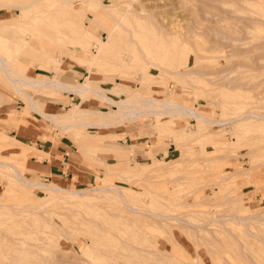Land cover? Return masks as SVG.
Masks as SVG:
<instances>
[{
  "label": "rangeland",
  "instance_id": "374dc122",
  "mask_svg": "<svg viewBox=\"0 0 264 264\" xmlns=\"http://www.w3.org/2000/svg\"><path fill=\"white\" fill-rule=\"evenodd\" d=\"M218 2L133 0L128 5L122 0H0V24L4 18L15 22L0 37V50H3L0 53L14 70L25 76L38 77L35 74L43 72L41 76L56 78L55 72L63 68L64 71L58 73L71 83H77L71 84L73 87L84 84L89 70L90 78L101 85L95 86L99 92L85 94L21 85L37 106L48 113L46 102L60 103L62 108L56 112L62 114L76 103L84 109H91L92 104L94 109L101 110L89 115L85 113L84 119L67 122L66 126L71 122L69 127H60L32 109L27 96L17 91L0 70V91L9 99L6 109L0 110V118H9L11 112L16 119L0 124V131L9 136L0 132V142L16 139L20 124L42 120L55 133L51 138L53 141L72 145L68 158L69 162L78 164L79 176L66 180L47 178L27 167V156L24 167L20 168L15 164L19 162V156L12 154L17 149L10 150L2 145L0 161L17 167L28 181L86 190L98 187L106 180L107 189H116L105 193L91 192L101 198L74 205L65 198L49 199L46 189L25 185L15 178L12 168L0 167V222L3 220L0 233L10 236L11 230L21 226L20 219L24 225L34 223L31 226L45 231L35 236H47L48 242H42L45 264H49L48 258L51 264H95L91 256L77 254V260L87 259L85 263L71 259L73 251H77L76 244L82 250L87 240L93 243L95 250L113 258L106 264H264L261 240L264 238V131L240 130L236 120L244 113L264 115V63L259 61V56L264 60V49L254 44L260 35H264V27L247 26L250 32L245 34L246 30L234 25L237 21L244 24L243 18L259 11L257 4L247 5L254 11L242 6L239 11L235 10L237 14L229 11L235 14L229 17L227 11L233 5ZM21 4L30 6L22 11L18 8ZM227 6L225 13L223 10ZM245 10L246 13L249 11L247 15ZM94 16L99 17L95 24ZM237 17L241 19L235 21ZM115 26L113 45L98 53V40H106L108 30ZM76 28H79L78 32L71 34ZM217 31L241 37L243 44L229 47L230 44L224 43L225 39L221 37L218 41L222 39V43L216 42ZM73 37L83 39L79 47L74 44ZM245 40H249V44L243 42ZM16 42L20 43L19 47L15 46ZM29 45L43 53H36ZM11 47L18 50L15 52ZM70 49L76 50V56L69 55ZM225 50H229L226 57ZM94 54H97L96 60L89 63L80 59L93 58ZM52 57L64 60L59 61L56 68L58 61ZM189 71L193 73H184ZM123 99L138 101L132 106L142 112L133 117L124 113L126 108L120 112L114 101ZM148 99H153L156 104L163 101L177 103L210 122L201 121L181 109H176L180 114L152 106H148V112L143 111L146 107L139 102ZM114 116L117 119L111 120ZM82 121L90 124H76ZM57 123L64 124V121L61 119ZM118 124L127 127L130 138L105 135L113 130L109 127ZM135 127L142 137L139 140L131 133ZM148 137L166 143L163 154H151ZM27 146L36 150L34 144ZM38 153L41 157L48 156L44 152ZM232 173H236L233 178ZM161 194H167L168 200L160 201ZM121 197L138 210L154 205L156 208L152 210L162 215L204 223L202 227L206 232L200 234L191 228L171 227L180 244L177 245L165 227L158 223L160 218L155 214L144 217L149 222L144 223L148 220L143 218V225L129 224L118 210L123 208ZM97 204L99 207L90 208ZM65 208L73 212L70 214ZM24 210L29 212L22 215ZM123 210L127 212L126 208ZM4 215H11L10 219ZM26 215L28 220L24 218ZM233 215L241 216L243 221L258 216L259 221L248 219L245 224ZM17 218L20 225L16 227L12 219L18 223ZM4 219H9V224L4 223ZM165 221L176 223L174 219ZM143 229L146 232L143 233ZM166 251L179 262L173 263L175 261ZM58 256L64 258L61 260ZM37 259L33 258L31 263Z\"/></svg>",
  "mask_w": 264,
  "mask_h": 264
},
{
  "label": "bare ground",
  "instance_id": "6f19581e",
  "mask_svg": "<svg viewBox=\"0 0 264 264\" xmlns=\"http://www.w3.org/2000/svg\"><path fill=\"white\" fill-rule=\"evenodd\" d=\"M127 1H130V0H122V2L123 3H128V5H131L130 3H132V1L133 0H131V2L129 3V2H127ZM217 2H218V0H217ZM219 2H220V0H219ZM218 2V3H219ZM221 2H225V3H229L230 1H228V0H221ZM133 4H134V2H133ZM132 4V5H133ZM230 4L231 5H233V8L231 7V6H229L230 8H231V10H230V8L227 6L223 11L226 13V9L227 8H229V10L227 11V12H231L232 10H233V12L232 13H235V10H240V8L239 7H243V8H249V6H247V5H254V4H257L258 6H259V8H260V10L259 11H257L256 10V13L255 14H248L247 15V13H249V11L246 13V10H245V13H246V19H244L243 17V20H244V24L242 23V22H240L239 21V24L240 23H242L243 25H239L237 22V20H239V18L241 19V17H237L238 19H236L235 21H237V22H234V25L235 26H238L239 28L241 27V29H243L246 33L245 34H248L250 31H249V29H247V26H248V28H251V27H253V26H255V27H264V0H231V2H230ZM19 7L21 8V10L22 11H26L27 9H26V7L25 6H23L22 4L21 5H19ZM128 8H130V6H128ZM250 9V11L251 10H253V8L251 9V8H249ZM226 10V11H225ZM241 11H242V9H241ZM244 11V10H243ZM254 11V10H253ZM229 12V13H230ZM214 13V12H213ZM235 14H237V12L235 13ZM235 14H228L227 16H229V17H232V16H234ZM214 15H216V17L218 16V14H214ZM222 15V14H221ZM231 15V16H230ZM241 16H243V15H241ZM220 17V16H219ZM218 17V18H219ZM223 17H224V15H223ZM226 17V16H225ZM220 20V19H219ZM243 20H241V21H243ZM7 22V21H6ZM10 24H14L15 22H9ZM120 23V22H119ZM116 25H118L117 23H116ZM117 26H115V27H113L112 29H109L108 30V36H107V39L106 40H98L99 41V51H98V53L99 52H101V53H103V52H105L106 51V49L107 48H109L110 46H112L113 45V40H114V31H115V28H116ZM242 31V30H241ZM239 32H240V29H239ZM217 35V36H216ZM216 38L215 39H217V40H215L216 42H221L222 43V39H221V41H220V39H219V41H218V37H221V38H224L225 40H223V41H225L224 43H227V45H228V43L230 44L229 45V47L231 46H233V45H235V44H239V43H241V45L243 44L241 41V37L240 38H237L236 36H234V35H228L227 33L226 34H224L223 32L222 33H220V32H216ZM259 36V35H258ZM239 37V36H238ZM79 38V37H78ZM260 39H258L257 41H253L254 42V44H255V46L256 47H262V49H264V35L262 34V35H260V37H259ZM77 40H79V42H81L82 43V40L83 39H81V38H79V39H77ZM244 40V39H243ZM255 40H256V38H255ZM237 43H236V42ZM240 41V42H239ZM250 41H251V39H250ZM243 42H247L248 44H249V40H245V41H243ZM252 42V41H251ZM253 42H252V44H253ZM223 43V44H224ZM18 45V46H17ZM19 43L18 44H16L15 46H17V47H19ZM226 45V44H225ZM224 45V46H225ZM240 45V44H239ZM224 46H223V49H224ZM253 46V48L255 47L254 45H252ZM16 47V48H17ZM226 47V46H225ZM255 47V48H256ZM6 48V47H5ZM10 47H8V49H9ZM13 47H11V49H12ZM248 48V47H247ZM20 49V48H19ZM249 49H250V47H249ZM13 50L16 52L17 50H18V48L15 50L14 48H13ZM12 50V51H13ZM3 51V50H2ZM1 50H0V52H2ZM219 51V50H218ZM227 51H229V50H227ZM226 50L224 51V52H227ZM14 52V53H15ZM221 52H222V50H221ZM3 53V52H2ZM2 53H0V70L2 71V72H4L8 77H9V79L12 81V82H14V83H16V84H19V82H22V81H25V84H29V85H34V86H41V88L42 87H46V88H59V87H61V88H63V89H65V90H69V91H73L75 94H85V93H88L89 91L90 92H92V91H94V92H99V90H97L96 88H95V86H101L100 84H99V82L97 81V80H95V79H92V78H90V75L88 74L87 76H86V80H85V82H84V84L82 85V86H80V87H73V86H71V85H65V84H62L61 83V81H59V80H57V78H44V79H42V80H33V78H29L28 76H25L24 74H22V73H20V72H18V71H16V70H14L10 65H9V62H8V60L6 59V57L4 56V55H2ZM5 54H6V52H4ZM97 53V54H98ZM228 53L229 52H227L224 56L226 57V56H228ZM97 54H94V56H92L93 58H89L88 57V59L90 60V61H94V60H96L95 58L97 57ZM70 56H73V54H71L70 53ZM259 57H261L262 58V56H259ZM261 58H259V61L261 60V62H263L264 63V60H263V58L261 59ZM53 59V58H52ZM52 59H50L51 61H54V60H56V59H54V60H52ZM263 60V61H262ZM81 61V60H80ZM83 62H86V61H84V60H82ZM260 62V63H261ZM263 66H264V64H263ZM264 68V67H263ZM177 72V71H176ZM177 73H180V72H177ZM181 73H183V72H181ZM185 74L187 73V74H192L193 72L192 71H189V72H184ZM13 75H15V76H13ZM130 95H133V94H130ZM30 99H31V97H30ZM32 100V99H31ZM28 101H29V98H28ZM33 101V100H32ZM115 102V104H117V106L119 107V111L120 112H124V111H122V109L123 108H126L127 109V111H125L124 113L127 115V116H130V117H133V115L134 114H137V113H140V112H142V110H140L139 108H137V107H134V106H132L133 105V103H135V102H138V101H135V100H127V99H123V100H119V101H114ZM32 103V102H31ZM139 103H142L146 108H144V110L143 111H146V112H148V106H152V107H154V108H157V107H162V109H168V111H171V112H173L174 114H180V112H178V113H176V111L177 110H179V109H181L182 111H184L185 113H192V114H194L195 116H197L199 119H201V121L203 120V121H208V122H210L209 120H207L206 118H204V117H202L201 115H199V114H197L196 112H194V111H190L188 108H184V107H181L180 105H178L177 103H174V102H170V101H163L162 103H160V104H156L155 102H154V100L153 99H148V100H146V101H143V102H139ZM78 104L79 103H76V104H74L73 105V107L72 108H70L68 111H66L65 113H63L62 115H58L57 116V118H61V119H63V121H64V125H63V127L64 126H66L68 123L67 122H69V121H73V119H84V117H85V113H88V115L89 114H94V113H97L96 111H93V110H89V109H80L79 107H78ZM31 105V104H30ZM142 105V106H143ZM139 106H141V105H138V107ZM143 106V107H144ZM121 108V109H120ZM177 109V110H176ZM116 110L114 109L113 110V112H115ZM9 114V113H8ZM106 115L108 114V113H105ZM10 115V114H9ZM87 116V115H86ZM136 116V115H135ZM174 116V115H173ZM110 119L112 120V119H117L115 116L114 117H110ZM237 122H239L238 124L240 125L239 126V128H240V130H244V131H249L250 129H259L261 132H263L264 131V115H253V113L252 114H250V113H244V114H240V117H238L237 119ZM67 123V124H66ZM73 123V122H72ZM66 124V125H65ZM70 124H71V122L69 123V125L68 126H66V127H69L70 126ZM76 124H90V123H88V122H76ZM62 125V124H61ZM97 126H102V125H104V124H96ZM257 126V127H256ZM62 127V126H61ZM2 135H4V134H2ZM131 145H129V147H130ZM172 160V159H171ZM170 160V161H171ZM176 162V161H175ZM175 162H173L174 164H175ZM177 162H179V161H177ZM176 162V163H177ZM172 164V163H171ZM0 167H2V168H4V167H10V168H12L13 169V171H14V176H15V178L16 179H18L20 182H22L23 184H25V185H37V186H39V187H41V188H43V189H46L47 191H46V195L48 196V198L49 199H68L69 201H70V203L71 204H76V205H80L81 204V202H84V201H86V203H87V201H91L92 202V200L93 199H98V198H101V196H99L98 194H91V192H98V193H105V192H110V191H115L116 189H112V190H110V189H107L106 188V180H101L100 182H102L101 184L99 183V185H98V187H95V188H90V189H86V190H76L75 188H64V187H61V186H58L57 184H54V183H52V184H48V183H43V182H39V181H28V180H26L25 178H23V176H22V172L17 168V167H15V166H12L11 164H9V163H7V162H5V161H0ZM242 172H244V170L242 171ZM236 173H232V174H230L231 176H232V178L234 177L233 175H235ZM248 174V173H247ZM231 176H229V178L231 177ZM236 176V175H235ZM101 179H103L102 177H101ZM251 180V179H250ZM249 180V181H250ZM249 183V182H248ZM252 183V182H251ZM253 186H255V185H253ZM263 186V185H262ZM6 189V188H5ZM254 189H255V187H254ZM258 189V188H257ZM176 191H178L177 189H175ZM175 191V192H176ZM171 194V193H170ZM162 195V194H161ZM172 195H174V192L172 193ZM154 196V195H153ZM155 197V196H154ZM158 198V197H157ZM166 199V200H168L167 198H169V196L167 197V194L166 195H162V198H159V200L160 199ZM48 199V200H49ZM92 199V200H91ZM121 202L123 203V208L121 207V208H118V210L120 211V214H121V216H123L124 218H126V219H128L129 220V224L130 223H132V224H134V225H137V224H139V225H143V223H142V221H147L148 219H145L144 217H147L148 215H152V214H155V215H157V216H159V218H160V222H159V219H158V223H161V225L163 226V227H165V229H166V231L168 232V234H170V236H172V238H173V241L177 244V245H180L179 244V242L174 238V235H173V231H172V228L171 227H177V228H179V229H181V230H188V228H191V229H195L196 231H197V233H205L206 231H204V228L202 227L203 226V224L204 223H195V222H190V221H188V220H185V219H182V218H179L178 216H175V215H170V216H167V215H162L161 213H159V212H156L155 210H152V209H155L154 208V205L152 206V208H149L150 206H148V208L149 209H145V210H138V209H136V208H134V207H132V206H129L124 200H123V198L121 197ZM155 199H156V197H155ZM163 199V200H164ZM163 200H162V202H163ZM161 201V200H160ZM80 202V203H79ZM159 204V203H158ZM27 205V204H26ZM29 205V204H28ZM31 205V204H30ZM13 207H14V205H12ZM32 206V205H31ZM31 206H30V208H31ZM15 207H17V206H15ZM35 206H32V208H34ZM68 207V206H67ZM94 207H99V204H97V205H94V206H92V207H90V208H92V209H94ZM7 208V207H6ZM30 208L28 209V210H30ZM38 208V207H37ZM127 209V212H125L123 209ZM8 209V208H7ZM34 209H36V208H34ZM34 209H32V210H34ZM66 209V211L68 212V213H70L68 210L69 209H67V208H65ZM11 210V209H10ZM28 210H24L23 211V214L22 215H25L26 214V211H28ZM199 210H202V209H199ZM205 210V209H204ZM7 211V210H6ZM22 211V210H21ZM65 211V212H66ZM80 210H78L75 214L76 215H78ZM207 211V210H206ZM252 211V210H251ZM254 211V210H253ZM10 212H12V210L10 211ZM25 212V213H24ZM29 212V211H28ZM27 212V213H28ZM38 212L39 211H37V215H39L38 214ZM66 212V213H67ZM73 212V211H72ZM71 212V213H72ZM75 212V211H74ZM125 212V213H124ZM70 213V214H71ZM2 214H5V213H2ZM6 214H9L8 212H6ZM11 214V213H10ZM36 214H34V215H36ZM75 214H73L74 216H75ZM13 216V218L15 217L14 216V213L12 214ZM15 215H17L16 213H15ZM21 215V216H22ZM29 215V214H28ZM28 215H26V217H24V218H26L27 220H28ZM30 215H32V214H30ZM5 216V215H4ZM8 216V215H7ZM7 216H5V217H7ZM11 216V215H10ZM10 216H8L7 218H9L10 219ZM4 217V218H5ZM11 217V218H12ZM33 217V216H32ZM34 217H36V216H34ZM77 217V216H76ZM149 217V216H148ZM233 218H236V219H238L239 221H241V222H243V223H245L246 224V220H248V219H255L256 221H259L258 220V216H251V217H248V218H245L244 219V221L242 220V218H241V216H239V215H233L232 216ZM143 218H144V220H143ZM9 219H8V221H9ZM15 219V218H14ZM14 219H12V221L14 222H12L13 223V225L15 224V226L17 225H20V222H18V218L16 219V221L19 223H15V220ZM165 219H174L175 221H176V223H172L171 224V222H169V221H165ZM6 219H4V223H6ZM7 221V224H9V222ZM20 221H21V226L19 227V229L17 228L16 230H11V232H9L10 233V236H9V234H6L5 235V233H0V264H32L31 262H32V259L33 258H38L37 260H35V262H34V264H45L44 263V260H45V258H44V256H43V251H44V248H42L43 247V245H42V242L44 243H47L48 241H47V236H46V238H45V236H35V235H37L38 233H40L41 234V231L43 232L44 230H41V229H38V227H34V226H31V225H34V223L32 224H29V222L27 223V221H26V225H24V221H23V219H20ZM1 222H3V220L1 221ZM0 222V223H1ZM10 222H11V220H10ZM149 222V220L147 221V222H144V223H148ZM22 223H23V225H22ZM141 223V224H140ZM156 223V222H155ZM157 224V223H156ZM160 225V224H159ZM16 226V227H17ZM2 227V226H1ZM8 227V226H7ZM12 227H14V226H12ZM23 227V228H22ZM6 228V227H5ZM143 228V227H142ZM13 229V228H12ZM14 229H15V227H14ZM140 229H141V226H140ZM3 230H4V227H3ZM7 230V229H6ZM138 230H139V227H138ZM137 230V231H138ZM1 231H2V229H1ZM3 232H5V231H3ZM45 232V231H44ZM47 232V231H46ZM139 232H141V231H139ZM142 232L144 233V232H146V230H142ZM48 233V232H47ZM53 233V232H52ZM4 234V235H3ZM20 234V235H19ZM39 235V234H38ZM42 235V234H41ZM47 235V234H46ZM249 235H251L250 233H249ZM50 236V235H49ZM48 236V237H49ZM118 239H120V238H118ZM117 239V240H118ZM152 239V241H154L155 240V237H153V238H151ZM126 240V239H125ZM261 240H262V242L264 243V238L263 237H261ZM41 243H40V242ZM120 241V240H119ZM121 242V241H120ZM75 244V243H74ZM46 246V245H45ZM181 247L186 251V249L183 247V245H181ZM76 248H77V251L75 252V251H73V254L74 255H72V257H71V259H72V261L74 262V261H79V260H77L78 258H77V254H79L80 256H91L92 257V260H94V263L95 264H106L107 263V261L111 258V259H113L112 257H110V255L107 253H104L103 251H98V250H95L94 249V245H93V243L92 242H90L89 240H87L86 241V245L83 247V249L82 250H80L79 249V247H78V244H76ZM134 248V247H133ZM46 249V248H45ZM130 249V248H129ZM137 250V249H136ZM139 250V249H138ZM162 250V249H161ZM161 250L159 249V252H161ZM139 251H141V249L139 250ZM143 251V250H142ZM144 251L146 252V251H148V249L147 248H144ZM187 252V251H186ZM162 253H164L163 251H162ZM166 253L169 255V256H171L172 257V259L175 261V262H173V263H178L179 262V260H178V258L176 257V256H174L171 252H168V251H166ZM165 253V254H166ZM164 254V255H165ZM60 257H62V256H60ZM59 256H58V258L59 259H63V258H60ZM127 258H128V256H126ZM168 257V256H167ZM57 260H59L57 257H55ZM69 259H70V257H68ZM82 258V257H81ZM125 258V257H124ZM55 259V260H56ZM69 259H66L67 260V262H68V260ZM83 260H81V261H79V262H82V263H85L86 262V260L87 259H85V258H82ZM111 259L109 260V261H111ZM116 260H117V258H115ZM170 259V258H169ZM38 260H40L41 262H38ZM51 260H53L54 261V258H51ZM115 260V261H116ZM63 261H65V259L63 260ZM69 261H71V260H69ZM109 261H108V263H109ZM126 261V260H125ZM171 261V260H170ZM48 262H49V264H51V261H49V258H48ZM66 262V263H67ZM106 262V263H105ZM111 263V262H110ZM117 263V262H116Z\"/></svg>",
  "mask_w": 264,
  "mask_h": 264
},
{
  "label": "crops",
  "instance_id": "0c3cea01",
  "mask_svg": "<svg viewBox=\"0 0 264 264\" xmlns=\"http://www.w3.org/2000/svg\"><path fill=\"white\" fill-rule=\"evenodd\" d=\"M23 6H25L27 9L30 6V4H23ZM18 8H20V7H18ZM98 18H99L98 16L93 17L92 20H93L94 24L97 22ZM9 22L10 21L6 18L2 19L1 24H0V37H3V33L6 32L7 30H9V28H10ZM78 30H79V28L78 29L76 28V31L72 30L71 34L78 32ZM88 32L91 33V30ZM79 33H81V32H79ZM59 39H61V38H59ZM77 39H79V38L73 37V42L76 46L79 47L80 44H79V40H77ZM18 43L19 42H16L14 44L16 45ZM29 47H30V49H33L34 51H36V53H38V52L40 54L43 53L37 49H34V47L31 45H29ZM75 51H76L75 49H70L69 55L71 53V54H73V56H76L74 54ZM52 58L57 59V61H58L56 68L59 66V63H60L59 61L64 60L62 58H54V57H52ZM80 59L86 61L85 63L90 62V60L87 57H80ZM87 67H88V65H87ZM69 69L71 70V68H68V70ZM60 71H64V69L61 68V69H59L58 72H60ZM58 72H55V74L53 76L56 77L57 80L61 81L62 84H65V85L66 84L67 85L77 84V83H71L67 79L62 78V73H58ZM86 73L88 75L89 70L86 71ZM35 75H37L38 77H31V76H28V77L33 78L34 81L35 80L36 81L42 80V79L46 78L44 76H41V75H43V72H37ZM7 78L9 79L8 76H7ZM9 81L11 82V85L17 91H21L27 96V102L32 109L39 112L44 118L49 120L53 125L60 126V127L64 125V124L58 125V123H57V121L61 120V118H57V116L62 115V113L56 112V111H58V109L62 108L60 103L46 102L45 108H46V110L49 111V113L45 112L44 110H42L41 107L37 106L35 101L31 100L32 98L30 99V96H28L26 92L23 91L21 85L25 84V81L19 82V84L12 82L10 79H9ZM25 85H29V84H25ZM29 86H32V87L38 88V89L41 88V86H34V85H29ZM42 88H46V87H42ZM51 90H53V91L54 90L55 91L63 90V91H68L70 93H74L73 91L65 90L61 87L52 88ZM28 98H29V101H28ZM70 98H73V96H70ZM8 103H9V99L5 96V94H3L0 91V110L4 111V109H6V107L8 106ZM93 104H95V103H93ZM66 105L70 106L69 104H66ZM72 107H73V105H72ZM72 107H70V108H72ZM78 107L80 109H84V108L80 107V104H78ZM89 110H93L96 112L101 111L98 109L97 110L94 109V105H92V104H91V109H89ZM9 114H10L9 118H3V117L0 118V124H3L4 122H7V121L8 122L9 121L14 122L16 120L14 118V116L13 117L11 116V112H9ZM27 122H28L27 125H21V124L19 125V127L16 131V134H15V136L17 137L16 139H13L11 141H5L3 143L0 142V145H2L3 147H6L7 149H10V150L17 149L16 152H12V154L19 156V162L15 163V164L18 167L23 168L25 165V156H27V159H26L27 160V167L32 171H35L37 173L45 175L47 178H51V177L53 178L54 177L56 179H63V180L65 179L66 180L68 178L69 179L74 178V175L79 176V173L77 172V170L79 169L78 164L74 163V162H69V158H68V154L72 149L71 148L72 145H69L68 142L53 141L51 138L54 137L55 133L52 131V129L48 128L46 122H44L42 120H35V121L34 120H28ZM137 124L139 125L140 123L138 122ZM109 129H113V130L111 132L105 133V135H109V134H111V135H124L126 138H130L128 135L129 133H128V129L126 126L118 124V125L109 127ZM131 133L135 135L136 140H139L142 138L139 136V131H138L137 127L132 128ZM5 136L7 138H9V136H7V135H5ZM44 136L48 137V139H43ZM147 141L149 143L148 147L150 148L151 154H153V156L154 155L158 156V155L163 154L164 150L167 147L166 143H163L162 141L161 142L152 141L150 139V137H148ZM33 144L36 146L35 151H33L31 147L27 146V145H33ZM15 147H20V148H15ZM38 151L47 153L48 156L41 157V154L38 153Z\"/></svg>",
  "mask_w": 264,
  "mask_h": 264
}]
</instances>
